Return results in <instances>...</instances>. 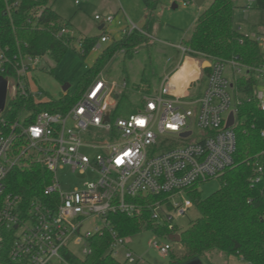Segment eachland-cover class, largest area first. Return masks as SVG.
Returning <instances> with one entry per match:
<instances>
[{
    "label": "built area",
    "instance_id": "1",
    "mask_svg": "<svg viewBox=\"0 0 264 264\" xmlns=\"http://www.w3.org/2000/svg\"><path fill=\"white\" fill-rule=\"evenodd\" d=\"M6 1L9 12L18 5L17 1ZM41 13L42 9L31 11L34 19ZM95 19L102 17L96 15ZM113 19L109 15L104 21L111 23ZM29 20L33 22V18ZM137 32L146 35L130 22L121 35ZM58 34L77 35L66 25ZM244 34L264 47L263 35ZM109 40L106 34L101 37L102 42ZM181 48L186 55L189 48ZM42 58L23 51L11 55L0 43V75L8 84L6 106L0 112V257L6 254L17 264H75L66 253L84 258L90 251L88 238L110 229L113 241L109 249L117 258L126 238L111 227L109 214L120 211L136 216L141 212V201L148 196L154 198L148 205L150 222L155 227L166 226L168 231L152 230L169 240L154 241L152 246L163 255L181 249L180 241L169 235L181 234L175 220L194 205L191 189L216 178L234 163L237 138L233 127L240 104L234 75L247 67L237 60L205 58L208 65L204 69L209 70L191 75L187 85L191 88L206 77L204 90L196 99L186 100L195 97L193 92L173 93L174 75H168L158 94H144L143 107L118 117L115 113L127 83L110 82L102 71L66 113L43 110L33 122H27L24 112L14 121L6 120L10 99L22 94L39 100L42 95L31 90L29 77ZM254 70L260 80L255 97L264 110V64ZM180 86L185 87V82ZM231 112L234 124L227 126ZM34 163L51 172L44 191L49 197L25 202L22 196L7 192L6 178L13 168ZM67 165L93 178L64 191L57 171ZM87 220L94 223L91 230L83 231ZM72 240L75 244L84 242L83 256L71 250L68 244ZM140 259L128 250L120 261L137 264Z\"/></svg>",
    "mask_w": 264,
    "mask_h": 264
},
{
    "label": "trees",
    "instance_id": "2",
    "mask_svg": "<svg viewBox=\"0 0 264 264\" xmlns=\"http://www.w3.org/2000/svg\"><path fill=\"white\" fill-rule=\"evenodd\" d=\"M17 7L7 10V1L0 0V43L8 47L10 54L18 51L33 56L50 54L59 61L64 54L78 43L76 49L86 57L105 34L69 36L58 33L68 21L53 9L54 0H11ZM147 9H153L157 0H144ZM259 12L258 26L264 27V0H254ZM235 0H213L197 17L195 27L184 44L190 54L204 59L237 60L247 67L242 74L234 75L236 92L240 97L236 123L233 127L237 148L234 163L216 178L218 188L204 196L200 185L190 191L199 216L180 231L181 249L173 250L168 264H186L200 259L207 251L220 250L228 255H237L249 264H264V110L261 109L255 92L260 84L254 70L264 64V50L252 37L246 35L235 23ZM42 9L34 19L33 10ZM33 18V22H30ZM148 40L147 36L130 34L113 38L101 51L82 77L75 91L67 89L58 97L36 100L30 95L19 94L10 99L5 119L14 121L27 113V122H33L43 110L66 113L81 97L89 83L103 71L117 51L123 49L132 55L130 46H138ZM208 71V67L204 69ZM141 88L140 85L137 86ZM143 90H148L143 88ZM51 172L42 164L13 168L6 178L7 192L22 196L25 202L36 198L46 200L45 188L50 183ZM153 197H145L140 214L130 216L116 211L109 214L111 227L120 237L139 233L144 226L167 232L166 226L155 227L150 222L148 205ZM113 235L110 229L103 234L95 233L88 238L90 251L84 258L70 253L67 257L75 264H127L116 258L109 247ZM3 264H17L0 257Z\"/></svg>",
    "mask_w": 264,
    "mask_h": 264
},
{
    "label": "rangeland",
    "instance_id": "3",
    "mask_svg": "<svg viewBox=\"0 0 264 264\" xmlns=\"http://www.w3.org/2000/svg\"><path fill=\"white\" fill-rule=\"evenodd\" d=\"M212 0H157L156 7L151 9V15L144 0H54L53 9L68 21L76 31L77 37L85 35H99L100 25L104 24L105 31L114 36H118L123 23L132 22L134 24L147 23L151 34L154 36L155 44L149 46H130L132 55H126L121 49L103 69V74L110 82L118 84L127 83L125 93L119 98V107L115 117L128 116L134 111H138L144 106L143 96L147 94H158L161 83L166 73L171 74L184 56L183 46L176 45L181 38H189L196 23L197 17L204 11ZM173 3L177 4L172 8ZM235 23L237 27L242 26V32L253 35L259 30L264 36V27L258 26L259 12L254 8V0H235ZM250 5L248 12L244 7ZM202 9V10H200ZM100 15L101 20H96L95 16ZM113 16L111 23H105L107 16ZM260 28V29H259ZM104 43H98L86 57H81L76 49L78 43L69 49L64 56L56 61L50 54L43 56L38 67L30 72V85L33 92H42L40 100L49 97H58L68 86L70 91H75L88 68L93 64L97 56L101 53ZM186 47V46H184ZM264 50V47H262ZM197 61L203 59L202 56L190 54ZM205 65H208L205 62ZM181 72L179 70L176 73ZM191 75L192 70H190ZM226 73L231 78V69L227 68ZM196 75V74H195ZM173 76V75H172ZM176 79L173 76V80ZM206 77L192 87L195 97L186 100L196 99L204 90ZM140 85L141 88L137 86ZM264 87V81L261 82ZM147 88L148 90H143ZM10 99V95H9ZM193 107V106H192ZM196 132L198 129H195ZM89 155L92 152H87ZM58 179L64 191L80 186L83 181L93 178L90 174L74 172L71 166L57 171ZM219 186L216 179H210L200 184V190L204 196L215 191ZM199 216V210L195 205H191L187 213L176 219L182 229L189 226L191 220ZM92 220L84 223L82 230H91ZM125 247L120 248L117 256L119 260H124L126 252L132 250L135 256L140 257L137 264H168L171 260L169 255H163L158 249L152 246L154 241H169L165 237H158L152 229L143 228L139 233L129 236L125 240ZM72 251L79 256H83L84 242L75 244L74 240L68 244ZM200 264H249L237 255H228L220 250L207 251L200 258ZM3 264V263H0Z\"/></svg>",
    "mask_w": 264,
    "mask_h": 264
},
{
    "label": "crops",
    "instance_id": "4",
    "mask_svg": "<svg viewBox=\"0 0 264 264\" xmlns=\"http://www.w3.org/2000/svg\"><path fill=\"white\" fill-rule=\"evenodd\" d=\"M200 10H202V9H200ZM150 11L151 10L148 11L149 12V15H151V12ZM246 12H248V11H246ZM129 23L130 22H127V23L120 22V24H122L121 27H120V32H121L122 28L125 27L126 25H128ZM135 25L138 28H140L141 30H143L144 32H146V36L148 38V40H146L144 43H142L141 46H143V45L149 46V45L155 44V42H154V36H153V34L150 33L147 23L135 24ZM100 26H103L101 28V30L102 29H105V27H106L104 24H102ZM238 28H240V30L242 31V26L241 25H239ZM99 29H100V27H99ZM105 34L110 37V40L109 41H106V42H102L101 41L102 43H104L103 46H106L113 38H119L121 36V33L118 36H114V35H112L111 33L107 32V31L105 32ZM135 34L141 35L138 32L135 33ZM257 34L262 35L263 33L258 30L257 31ZM185 39H187V38H181V41L179 43H177L176 45H172V46H185V44H184V40ZM205 62L206 61L204 60V58L199 62V61L195 60L191 56L184 55L182 57L181 61L176 66V68L172 71V73L171 74H167L166 73V75H165V77L168 76V75H174L175 78H176L174 80H173V78L171 79V87H172L171 90H172V92L173 93H183V94L188 93V92H192V87L191 88H187L188 81L190 80L189 77L191 76L190 70H192V74L193 75L198 74V73H202L203 74ZM178 68H180V69H178ZM179 70H181V72L176 73ZM182 82L183 83L185 82V87H181L180 86V83H182Z\"/></svg>",
    "mask_w": 264,
    "mask_h": 264
},
{
    "label": "water",
    "instance_id": "5",
    "mask_svg": "<svg viewBox=\"0 0 264 264\" xmlns=\"http://www.w3.org/2000/svg\"><path fill=\"white\" fill-rule=\"evenodd\" d=\"M176 7L177 4L173 3L172 8H176ZM102 27L103 26H100V29ZM7 88H8L7 79L4 76L0 75V112H2L6 106ZM67 89L68 86L63 87L64 91H66ZM233 124H234V113L231 112L227 126H232ZM169 238L175 241H181V234L179 233L170 234ZM200 263H201L200 259H195L186 264H200Z\"/></svg>",
    "mask_w": 264,
    "mask_h": 264
},
{
    "label": "snow or ice",
    "instance_id": "6",
    "mask_svg": "<svg viewBox=\"0 0 264 264\" xmlns=\"http://www.w3.org/2000/svg\"><path fill=\"white\" fill-rule=\"evenodd\" d=\"M171 127V126H170Z\"/></svg>",
    "mask_w": 264,
    "mask_h": 264
}]
</instances>
